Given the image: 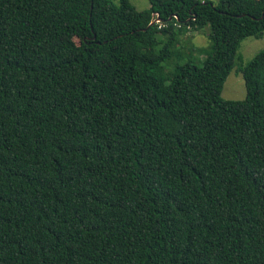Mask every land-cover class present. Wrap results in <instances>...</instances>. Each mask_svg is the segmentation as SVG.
<instances>
[{"label":"trees","instance_id":"16d2710c","mask_svg":"<svg viewBox=\"0 0 264 264\" xmlns=\"http://www.w3.org/2000/svg\"><path fill=\"white\" fill-rule=\"evenodd\" d=\"M149 4L0 0V264H264V0Z\"/></svg>","mask_w":264,"mask_h":264},{"label":"rangeland","instance_id":"374dc122","mask_svg":"<svg viewBox=\"0 0 264 264\" xmlns=\"http://www.w3.org/2000/svg\"><path fill=\"white\" fill-rule=\"evenodd\" d=\"M117 2L118 0H112ZM137 10H146L149 8V0H129ZM217 4L218 0H208ZM209 32V26L204 27L201 30H189L182 36L183 43L190 44L193 42L195 46H206L208 44L207 34ZM264 48V34L260 38L246 37L240 42L238 55L241 56L243 63L251 60L255 54ZM204 54L197 53L196 51L191 55L186 52L185 60L190 59L194 64L201 66L204 59ZM246 91L244 87V81L241 72L238 68V63L228 74L221 91V96L225 99H242L245 97Z\"/></svg>","mask_w":264,"mask_h":264},{"label":"water","instance_id":"95a60500","mask_svg":"<svg viewBox=\"0 0 264 264\" xmlns=\"http://www.w3.org/2000/svg\"><path fill=\"white\" fill-rule=\"evenodd\" d=\"M168 19H171V17H169ZM161 21V19L159 18V16L157 15L156 18H154L153 20L150 21L149 25H152L154 24L155 22H159Z\"/></svg>","mask_w":264,"mask_h":264}]
</instances>
